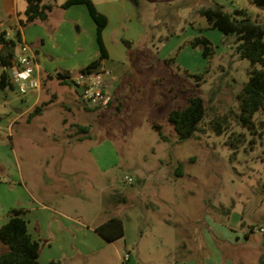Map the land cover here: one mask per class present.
Masks as SVG:
<instances>
[{
  "label": "rangeland",
  "instance_id": "1",
  "mask_svg": "<svg viewBox=\"0 0 264 264\" xmlns=\"http://www.w3.org/2000/svg\"><path fill=\"white\" fill-rule=\"evenodd\" d=\"M123 1L131 11L123 9L125 25L107 39L114 53L100 64L113 78L110 104L85 103L71 85L44 77L35 105L37 93L0 90V219L12 208L35 207L33 199L84 223L117 216L132 263L198 264L206 246L219 244V232L264 227V107L242 123L236 94L250 63L236 54L235 37L210 28L199 10L241 8L264 29V7L250 0ZM81 28L83 66L96 55L84 21ZM196 37L210 42L211 56L191 46ZM190 96L203 99L205 119L178 142L167 116ZM35 106L41 113L33 114ZM102 255L103 264L118 260L112 249Z\"/></svg>",
  "mask_w": 264,
  "mask_h": 264
},
{
  "label": "crops",
  "instance_id": "2",
  "mask_svg": "<svg viewBox=\"0 0 264 264\" xmlns=\"http://www.w3.org/2000/svg\"><path fill=\"white\" fill-rule=\"evenodd\" d=\"M64 1L43 0L44 3H53L56 6ZM91 1L96 10L106 17L107 22L101 35L107 58H110L114 50L107 45L108 35L112 30H118L119 27L122 28V25H125L126 17L123 9L127 11H131V9L128 3H124L126 1L123 0ZM25 7L24 0H0V30L5 31L7 39L11 37L12 30L17 27L18 21L24 19ZM89 20L91 18L86 7L82 4L72 5L66 9L54 7L45 22H35L21 29V42L27 44L35 54L34 76L39 82L41 77L54 76L57 72H73L74 74L78 69L86 66L99 56L95 24L92 20ZM83 21L88 28L87 38L89 37L91 40L93 37L94 39L93 50L96 56L80 66L82 56L78 52L85 47L84 41L79 38L78 33L82 30ZM18 52L19 47L17 46L15 57ZM38 92L39 89L31 91V93H37L31 105L37 103ZM33 201L35 207L22 209L25 210L24 217L27 221L28 232L39 243L40 264H49L50 261H58L60 264L63 262L64 264H103L104 260L107 259L102 253L111 249L118 259L114 264L131 262L130 254L127 261L124 263L121 261L123 255L128 254L127 242L123 241L121 243L126 234L124 224L123 237L108 242L95 231V228L105 219L99 223H84L81 216L76 213L71 214L59 207H52L47 203L34 199ZM5 220L6 215L3 220L0 219V226ZM218 237L220 242L216 244V248L205 247V238L202 237V246L206 250L200 256L198 264H264V232L260 233L253 228H250L248 232H235L229 229L226 232H219ZM1 248L0 246V250ZM46 249L58 251L57 256L49 254L43 258L42 253ZM191 250L197 249L193 247ZM74 258L80 259L81 263L73 262ZM196 260V258H192L183 261H185V264H197Z\"/></svg>",
  "mask_w": 264,
  "mask_h": 264
},
{
  "label": "trees",
  "instance_id": "3",
  "mask_svg": "<svg viewBox=\"0 0 264 264\" xmlns=\"http://www.w3.org/2000/svg\"><path fill=\"white\" fill-rule=\"evenodd\" d=\"M24 1L26 3L24 19L18 21L13 38L7 39L5 31L0 30V90L14 89L11 83L10 69L14 63L15 49L22 44L21 29L35 22H45L54 7L66 9L77 4L86 7L89 17L95 24L99 56L76 72L102 69L100 64L103 59L107 58V52L101 34L107 20L103 14L96 10L91 0H65L59 6L53 3H44L43 0ZM131 1L135 5L138 3V0ZM250 1L258 7H264V0ZM199 13L210 28L218 30L224 36L233 35L236 42V54L239 58L246 59L250 63L251 70L248 79L236 94L240 111L239 118L245 124L255 112L264 107V29L252 21L245 10L241 8H235L233 14H229L224 12L220 6L214 5L200 8ZM190 44L192 47H200L204 57L211 56L213 52L210 42L204 37H196ZM255 65H259L260 68L256 69ZM71 76L72 73L69 72H57L54 76L46 75L44 78L55 79L61 84L74 87L70 80ZM75 92L80 98L76 88ZM85 109L87 110V108ZM32 112L33 114L41 113V106H35ZM205 115L206 107L203 99L199 96H190L185 106L169 112L167 121L171 124L177 141L182 142L192 138L200 130ZM217 125V129L220 128L221 122L219 121ZM76 126L81 131L86 130L85 126ZM154 127L160 132V126L155 125ZM160 138L165 139L162 134ZM24 215V209L12 208L7 212L5 222L0 226V246L2 247L0 264H40L39 243L29 234ZM95 231L108 242L120 239L124 235L122 220L116 216L107 218L95 228ZM49 264L60 263L50 261Z\"/></svg>",
  "mask_w": 264,
  "mask_h": 264
},
{
  "label": "built area",
  "instance_id": "4",
  "mask_svg": "<svg viewBox=\"0 0 264 264\" xmlns=\"http://www.w3.org/2000/svg\"><path fill=\"white\" fill-rule=\"evenodd\" d=\"M35 54L27 44H21L18 55L14 58L10 69L11 83L19 95L39 89L40 82L34 76ZM71 83L79 91L80 99L89 104L107 105L112 100L108 87L112 81L111 73L106 69H97L74 73ZM130 181V179H128ZM258 232L263 233L264 227ZM128 254L121 258L122 263L127 261Z\"/></svg>",
  "mask_w": 264,
  "mask_h": 264
}]
</instances>
